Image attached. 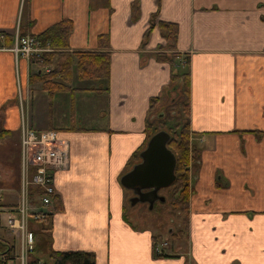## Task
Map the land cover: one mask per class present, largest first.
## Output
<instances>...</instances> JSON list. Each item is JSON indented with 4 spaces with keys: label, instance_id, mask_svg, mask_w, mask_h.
Here are the masks:
<instances>
[{
    "label": "crops",
    "instance_id": "0c3cea01",
    "mask_svg": "<svg viewBox=\"0 0 264 264\" xmlns=\"http://www.w3.org/2000/svg\"><path fill=\"white\" fill-rule=\"evenodd\" d=\"M62 21L72 24L69 52L97 51L107 35L110 72L80 81L73 67L71 89L50 94L7 49L16 31L36 36ZM160 23L177 26L173 49ZM169 54L188 61L199 159L185 251L167 244L154 256L160 238L124 219L119 179L145 143L149 116L175 94L173 61L157 60ZM22 121L56 131L68 151L66 169L54 174L51 229H32L40 252L48 235L43 259L83 251L95 264H264V0H0V127L18 147Z\"/></svg>",
    "mask_w": 264,
    "mask_h": 264
},
{
    "label": "trees",
    "instance_id": "16d2710c",
    "mask_svg": "<svg viewBox=\"0 0 264 264\" xmlns=\"http://www.w3.org/2000/svg\"><path fill=\"white\" fill-rule=\"evenodd\" d=\"M160 29L166 40L169 42L171 49L174 48V43L177 37L178 28L176 24L160 23ZM72 31V24L70 21H62L42 33L33 36L44 47H50L53 51L43 53L38 58H33L29 61L30 66L34 67V71L30 73L29 82H40L42 88L48 93L53 94L56 91L71 89L72 68H76L77 78L80 81H98L107 79L110 72V55L108 53L109 42L107 35L98 37L97 51H76L69 52L68 38ZM149 32V30H148ZM146 32L144 38H146ZM176 55H158L157 60L173 61ZM183 65H187V59H184ZM49 72L45 73V69ZM171 75V89L177 94L186 97V101L182 103V114L184 119L177 123L171 131H166L170 135L167 147L173 152L176 159L175 166V180L169 187L172 191V205L174 210L185 217L184 235L187 232V216H188V200L191 193V168L196 167V162L199 159V149L191 142L193 136L189 126V90L190 81L189 73L187 71L175 72ZM153 108V107H152ZM157 128H152L149 122H146V140L141 149L135 152L127 162V168L130 170L139 159V153L145 148L149 138L156 133ZM6 135V132L0 127V137ZM139 162V161H138ZM58 199L54 197V202ZM50 216L44 217L35 222L46 221ZM50 225V224H49ZM51 227L40 228V231H49ZM34 232V231H32ZM36 235V234H34ZM183 235V236H184ZM154 239V237H153ZM49 238H45L41 246V252L45 251L46 244ZM155 240V239H154ZM156 242L154 241V246ZM44 247V248H43ZM9 249L6 250L8 252ZM40 249L36 246L33 252L29 255V264H95L94 254L83 251H67L48 253L46 260L43 259ZM4 257L5 252L0 254ZM154 256H157L154 248Z\"/></svg>",
    "mask_w": 264,
    "mask_h": 264
},
{
    "label": "built area",
    "instance_id": "2783aa9c",
    "mask_svg": "<svg viewBox=\"0 0 264 264\" xmlns=\"http://www.w3.org/2000/svg\"><path fill=\"white\" fill-rule=\"evenodd\" d=\"M7 50L12 53L15 61L24 59L28 63L43 53L53 51L49 46H42L35 37L22 36L17 31L13 35L12 46ZM47 72L48 68L45 69ZM19 153V202L15 209L7 211L6 226L10 232L16 233L19 240L17 261L19 264H29V255L35 247V235L29 230V218L38 221L53 212V198L56 195L54 174L66 169L68 151L66 143L56 131L35 130L22 121ZM155 252L161 254L158 246Z\"/></svg>",
    "mask_w": 264,
    "mask_h": 264
},
{
    "label": "rangeland",
    "instance_id": "374dc122",
    "mask_svg": "<svg viewBox=\"0 0 264 264\" xmlns=\"http://www.w3.org/2000/svg\"><path fill=\"white\" fill-rule=\"evenodd\" d=\"M173 69L175 72H183L184 65L179 61H175ZM172 85L168 88V92H170ZM165 97L159 108L151 113L148 122L153 129L157 128L160 131L168 132L177 123L183 121L182 103L186 101V97H180L177 92L175 94L166 93ZM138 161L139 159H137ZM19 166L20 153L15 137L12 135L0 137V171H2V179H4L3 184L0 186V194L2 195L0 203L2 204L19 199L20 191L17 188ZM8 189L11 190L10 193ZM159 195L165 198V201H157L152 208L143 203L131 205L130 200L134 195L131 191L124 189V219L135 226L155 232L156 237L154 239L160 238L158 250L166 249L168 247L167 244H169L177 252H184L186 247V243L183 240L186 237V234L184 235L185 217L179 210H174L171 189H162ZM2 206H0V254L5 252L9 259L7 256L0 255V264H19L16 259L20 249L19 240L16 233L10 232L7 228V213L5 212L7 209L4 210ZM50 222V218L46 221L35 222L30 217L29 230H32L35 225H38L41 229L47 228ZM7 249H9L8 252H6Z\"/></svg>",
    "mask_w": 264,
    "mask_h": 264
},
{
    "label": "water",
    "instance_id": "95a60500",
    "mask_svg": "<svg viewBox=\"0 0 264 264\" xmlns=\"http://www.w3.org/2000/svg\"><path fill=\"white\" fill-rule=\"evenodd\" d=\"M169 139L166 131L154 133L139 153V162L120 177V186L134 195L131 205L143 203L152 208L157 201H165L158 192L173 184L176 166L175 156L167 147Z\"/></svg>",
    "mask_w": 264,
    "mask_h": 264
},
{
    "label": "flooded vegetation",
    "instance_id": "af4514ba",
    "mask_svg": "<svg viewBox=\"0 0 264 264\" xmlns=\"http://www.w3.org/2000/svg\"><path fill=\"white\" fill-rule=\"evenodd\" d=\"M160 191H161V190H160ZM160 191H159V192H160ZM159 192H158V194H159ZM132 197H134V196H132ZM147 205H148V204H147ZM158 244H159V243L157 242L154 248H156V246H158Z\"/></svg>",
    "mask_w": 264,
    "mask_h": 264
}]
</instances>
